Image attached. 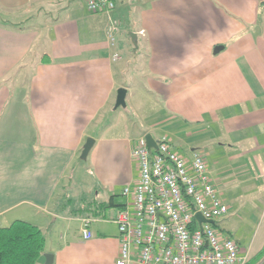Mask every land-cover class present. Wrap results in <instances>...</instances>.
<instances>
[{
    "label": "crops",
    "instance_id": "1",
    "mask_svg": "<svg viewBox=\"0 0 264 264\" xmlns=\"http://www.w3.org/2000/svg\"><path fill=\"white\" fill-rule=\"evenodd\" d=\"M114 2L127 17L119 46L86 0H0V227L42 228L53 264H116L110 218L151 133L202 153L230 209L216 227L253 261L264 253V0Z\"/></svg>",
    "mask_w": 264,
    "mask_h": 264
},
{
    "label": "built area",
    "instance_id": "2",
    "mask_svg": "<svg viewBox=\"0 0 264 264\" xmlns=\"http://www.w3.org/2000/svg\"><path fill=\"white\" fill-rule=\"evenodd\" d=\"M86 5L90 12L104 14L116 7L114 0H86ZM119 25L110 17L112 40ZM157 141L155 150L142 136L132 150L139 179L123 188L128 201L110 218L120 239L116 264H245L238 242L216 227L230 209L218 196L202 153L187 157L167 137ZM197 212L213 222L194 220ZM89 222L83 223L86 239L93 237Z\"/></svg>",
    "mask_w": 264,
    "mask_h": 264
},
{
    "label": "trees",
    "instance_id": "3",
    "mask_svg": "<svg viewBox=\"0 0 264 264\" xmlns=\"http://www.w3.org/2000/svg\"><path fill=\"white\" fill-rule=\"evenodd\" d=\"M46 238L42 228L25 220L0 227V264H37L45 253ZM245 264H264V253Z\"/></svg>",
    "mask_w": 264,
    "mask_h": 264
},
{
    "label": "water",
    "instance_id": "4",
    "mask_svg": "<svg viewBox=\"0 0 264 264\" xmlns=\"http://www.w3.org/2000/svg\"><path fill=\"white\" fill-rule=\"evenodd\" d=\"M130 37L132 38V42H133V49H134V52L136 53L137 52V48H138V38H137V34L134 33V32H131L130 33ZM223 46H218L216 47L215 49V53H218L220 52L221 50H223ZM126 93H127V90L122 87L121 89L118 90V93H117V100H116V103H115V106L114 108L115 109H118V107H126ZM145 140L147 141V144H148V147L149 148H154L155 150L158 149V143L157 141L155 140L154 136L151 134V133H147V135L145 136ZM94 146V139L92 137H89L86 142H85V146L82 150V153H81V157L83 159H86L91 150V148ZM194 220H200L201 222H213V221H210V220H205L201 213L200 212H197V214H195L194 216ZM44 257H45V264H53L54 263V255L51 254V253H48V254H44Z\"/></svg>",
    "mask_w": 264,
    "mask_h": 264
},
{
    "label": "rangeland",
    "instance_id": "5",
    "mask_svg": "<svg viewBox=\"0 0 264 264\" xmlns=\"http://www.w3.org/2000/svg\"><path fill=\"white\" fill-rule=\"evenodd\" d=\"M115 3V2H114ZM120 3V2H119ZM115 9H116V7H115ZM114 9V10H115ZM113 10V11H114ZM113 11H111L110 13H107L106 15H108V16H110L112 19H114V20H116L117 22H119V27H120V29H119V31H118V33H114V35H115V38H114V40H113V43L115 44L116 43V45L117 46H119V44H120V34H121V32H122V30H123V21H125V20H127L126 18V16H124L125 18H124V20L122 21V19L121 18H117V17H115V16H113ZM110 17H109V21H110ZM122 23V24H121ZM117 37V38H116ZM113 44V45H114ZM116 52L118 53V55H119V59H121V54H122V50H120V47H117L116 48ZM126 82L129 84V79H128V77H127V79H126ZM124 109H122V110H120V111H123ZM177 148L179 149V151H184V147H182L181 145H178L177 146ZM195 152V151H194ZM247 210H245V212H246ZM230 212V211H229ZM253 216H252V218L253 219H255V221L253 222V221H251V222H249V223H247V225H248V227H246V228H249L248 230H252V231H255V228L257 227V220H256V218L255 217H257V213H256V211L254 210L253 212ZM229 215V214H228ZM227 215V216H228ZM251 231V232H252ZM259 231V230H258ZM250 232V231H249Z\"/></svg>",
    "mask_w": 264,
    "mask_h": 264
}]
</instances>
